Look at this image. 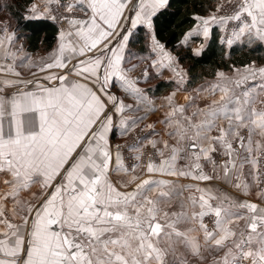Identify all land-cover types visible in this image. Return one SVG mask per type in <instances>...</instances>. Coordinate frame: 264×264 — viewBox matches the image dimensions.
Masks as SVG:
<instances>
[{
    "label": "snow or ice",
    "instance_id": "snow-or-ice-1",
    "mask_svg": "<svg viewBox=\"0 0 264 264\" xmlns=\"http://www.w3.org/2000/svg\"><path fill=\"white\" fill-rule=\"evenodd\" d=\"M227 2L234 5L231 14L198 18L189 35L208 38L211 24L226 30L235 21L229 46L243 39L264 42V0ZM52 3L70 14L61 17L69 28L60 31L51 62L38 65L43 82L22 79L7 49L4 58L13 63L0 65L16 77L3 82L11 91L0 87V181L6 189L0 193V264H264V67L237 69L239 78L232 80L217 73L231 87L201 89L213 99L191 113L195 97L186 105L174 104L175 93L167 97L170 110L162 123L175 144L137 137L125 146L136 153L135 163L126 164L122 146L109 139L113 118L120 117L124 135L143 118L125 119L132 105L110 89L118 80L138 105L148 98L123 67L130 31L117 29L132 4L124 19L132 29L151 30L152 17L168 0H47L45 13ZM115 36L118 47L110 48ZM152 41L161 57L152 66L170 68L183 80L174 58L154 35ZM22 66L33 65L22 59ZM257 77L260 83L245 87ZM146 145L152 155H145ZM213 180L244 195L254 184L259 203L201 183Z\"/></svg>",
    "mask_w": 264,
    "mask_h": 264
},
{
    "label": "crops",
    "instance_id": "crops-1",
    "mask_svg": "<svg viewBox=\"0 0 264 264\" xmlns=\"http://www.w3.org/2000/svg\"><path fill=\"white\" fill-rule=\"evenodd\" d=\"M224 1L225 0H214V9L211 11L210 14L205 15V16H194L195 23L191 26V28H189L184 33V35L181 37V39L179 41V44L182 46H185V47H190L192 52L195 55H198L205 48V46H206V44L210 38L212 29H216L217 32L219 33V36H220L221 31H222V27H221V25L216 24V23H213L209 26L208 38H205L202 34L189 35V33L192 32L197 27V25L199 24L198 18H208V17L212 16L213 14L217 15L216 14L217 7L220 4H222ZM66 2H71V0H61V3H66ZM136 2H137V0H133V3H136ZM46 3H47V0H33L28 6V11L26 14L27 18H29V19H45V20L53 21V19H51L50 17L53 16V11L56 8L61 12L62 16L70 15V14L66 13L63 8L58 7L57 4H55V3L48 5L51 8V12L45 13L44 8H45ZM33 6H35V9H36L35 13L32 11ZM131 7H132V4H129L128 8H131ZM128 8H126L124 11V17H128V16L132 15V13L129 12ZM161 9H163V8H161ZM161 9H159V10H161ZM71 15L79 16L81 14L80 13H73ZM124 17L121 18V24L118 26V29H117V31H119L121 35L126 34L124 30L127 29L130 31V36H131L138 27H144L145 29H147L150 32V39H149L148 50L146 51V53H147L146 55H143V56L139 55V57H138L139 59H137V57H135V60L131 61V63H126V55L128 54L129 41H128L127 47L125 48L124 53H123V55H124L123 67L125 69L129 70L126 72V75L131 80L138 81L136 86L144 92V94L147 96L148 100L145 101L144 103H141L138 105L137 101H135L130 95L123 92V90L120 87V82L118 80L114 82V86L110 89V91L115 93L121 99H123L125 104L132 105V108L129 110H126L125 113L123 114L125 119H128L129 121H131L132 119H136L137 117L143 118L142 120H140L137 123V125L135 127H146V128H148L149 129V136L148 137L150 139L161 140V141L167 140L170 145L175 144V140L171 139L166 134L171 129L166 127L165 124L162 123V121L165 118L166 113L170 110L169 106H168V101L166 98L171 96L173 93H175L173 102L176 105H186V104H188V102L191 98L195 97V101H194L193 105L188 107V109H187L188 113H191V112L196 111L197 107L203 108L205 105L211 103V101L213 99V96H212V94H210L209 91H207V90L201 91V89H208L211 85L217 84V83L228 84V81L218 80L217 73L222 72L225 74L226 77L229 78V80H232V79H238L239 78L237 76V73H236L237 69L241 70V72H242L243 69L248 65H255L257 68L264 67V62L263 63H257L256 61H252V62H250L244 66L233 67L229 70H217L213 77L207 78V79L197 83L196 85L185 89L184 83H185V77L187 74L186 70H184L181 67V65L178 64L176 56L173 55L170 52V50L166 49L163 46L164 51L167 52L168 54H170L174 58L175 66L180 71L181 75L183 76V80H181L180 77H178L177 74L174 71H172L170 68L164 69V67H159L160 65L157 64L155 67H153L154 72L156 74V77L159 79L173 81L175 83V85L172 89L166 91L165 93H163L161 95L151 96L147 90L150 85L146 82L147 79L145 80L144 72H145V70H147L146 67L148 65L147 61H148L149 55H151V58H150L151 65H153V61H159L161 59L160 55L157 52L152 51V48H153L152 36L154 35L153 30L152 29L149 30L145 25H138L135 29H132L130 27V24L124 19ZM152 20H153V17H152ZM68 28H69V25L67 24L66 21H64L63 27L59 28V30H58L56 42H55L54 46L46 52L42 51L41 49L34 51V52L26 50L22 41L17 40L16 34H14V37H13L11 44H9L8 38H6L7 37L6 34L5 35L2 34V36H0V39H3L4 47H0V65H9V64L13 63V60L11 57H9V59H10L9 63H5V61H4L5 49H7L8 51L15 54V61H14L15 71H19L21 73L22 79H31V80L39 79V80H41V82H43V76L45 75V73H41L39 71L38 65H40L43 62H51L50 61V54L53 53V51L55 49H57L58 41H59V33L61 30L67 31ZM152 28H153V23H152ZM12 35H13V32H12ZM130 36H129V38H130ZM186 37H187V39H186ZM119 39H120L119 36H115L114 38H110L111 42L109 43L108 46L110 48L118 47ZM246 40L247 39H243L241 41H236L232 45L237 44V43H242L243 41H246ZM159 44L163 45L160 42H159ZM262 44L264 45V42H262ZM225 45L227 47H230L226 42H225ZM136 55H134V56H136ZM29 57H30V61L28 59ZM22 59L24 61V64L30 63L33 66H31V67L22 66ZM52 71L56 72L58 74H63L65 72H67V69H63V70L53 69ZM136 72H138V73H136ZM33 73H35L36 75L33 76ZM148 73H149V71L147 70V78H148ZM11 79H16V77L12 73L7 72V71H0V87H4L5 92L11 91V89L5 87L3 82L6 80H11ZM69 79H75V77L70 76ZM52 83H55V81H52ZM254 83H257V84L260 83V78L257 77L256 81L249 80L247 82V84L245 85V87H251ZM228 86L231 87V84H228ZM28 87L32 88L33 85H29ZM186 98H188V99H186ZM215 98L216 99L219 98V93L216 94ZM260 99H264V96H261ZM149 102H150V104H149ZM149 108H151V110H149ZM113 119H114V127H113L112 134H110V137H109L110 142L112 144L117 143L116 141H118L120 138L122 139L123 137L127 136V135L122 134V130L119 126L120 117L114 116ZM148 125H154V127L149 128ZM131 131H129L128 134ZM215 134H216L215 132L212 133V135H215ZM114 135H117V139L113 140V139H111V136H114ZM162 146H163L162 144L159 145V147H162ZM128 154H132V157H133V156H135L136 153L129 151ZM126 155L124 154L125 163L129 164V162L126 160V157H127ZM218 159H221V158H218ZM157 162H159V160ZM132 163H135V161L131 162V164ZM184 163L185 162L183 160H180L178 162V165L182 167L184 165ZM204 170H205V172H208L209 166L205 165ZM245 172H247V166L245 167ZM137 174H140L139 169H137ZM156 178L175 181L178 184L196 183V182L192 181L191 179L176 178V177H171V176H164V177L157 176ZM113 179L115 180L116 177H114ZM248 181L250 184L252 183L251 177L248 178ZM201 183L202 184L208 183L211 186H213L214 188L219 189V190L224 191V192H227L228 194H230L233 197L238 198L240 200H251L253 202L259 203V200L255 196V193L258 189H257V186L254 184H252V186L250 188L251 194L250 195H244L243 193L232 188L230 184H225L221 180H213L210 182H201ZM5 190L6 189H5L2 181H0V193L4 192ZM187 195H188V193L185 192L184 196H187ZM181 199H183V197L177 198L174 201L172 207L176 208L177 203H179V201ZM5 204H6V207H8V208L11 207V204L9 202H5ZM207 219L208 218L206 217L205 221Z\"/></svg>",
    "mask_w": 264,
    "mask_h": 264
},
{
    "label": "trees",
    "instance_id": "trees-1",
    "mask_svg": "<svg viewBox=\"0 0 264 264\" xmlns=\"http://www.w3.org/2000/svg\"><path fill=\"white\" fill-rule=\"evenodd\" d=\"M32 1L1 0L0 10L7 13L10 29L14 30L17 40L22 41L26 50L34 52L41 49L46 52L54 46L59 28L54 21L27 18L28 6ZM213 9L214 0H168L167 5L153 16L155 39L170 50L178 64L186 70L185 89L213 77L217 70H229L252 61L264 62L261 42L249 43L246 40L227 47L216 29H212L205 48L198 55L190 47L179 44L184 33L195 23L194 16L208 15ZM149 39L150 32L138 27L129 38V50L144 47L139 53H146ZM146 82L150 85L147 90L151 96L161 95L175 85L173 81L150 75Z\"/></svg>",
    "mask_w": 264,
    "mask_h": 264
},
{
    "label": "rangeland",
    "instance_id": "rangeland-1",
    "mask_svg": "<svg viewBox=\"0 0 264 264\" xmlns=\"http://www.w3.org/2000/svg\"><path fill=\"white\" fill-rule=\"evenodd\" d=\"M0 3H2V2H0ZM10 28H12V27H11V24L8 22L7 13L1 9L0 10V36H2V34L3 35L6 34L7 37L6 36L5 37L8 38L9 36H12V32H13V34H15L14 30H12ZM253 42H261V41L254 40ZM142 50H144V47L143 48H141V47L140 48L139 47L130 48V50L128 49V54L126 55V63H131V61L135 60V57H137V59H139L138 58L139 55L143 56V55L147 54V53L140 54L139 52L142 51ZM134 55H136V56H134ZM150 58H151V55L148 58V61H147L148 65L146 67L147 70L150 72V74L148 73V76L150 75V77L152 76V77L156 78V74L154 72L153 66L150 63ZM4 61H5V63H6V61H8V63H9L10 59L9 58L8 59H4ZM159 67H161V66H159ZM164 69H167V68H164ZM136 73H138V72H136ZM148 136H149V129L148 128H146V127H135L129 134H127V136L123 137L122 139L118 138L119 140L116 141L117 143H115V144H119V145L124 144V154L125 155L127 154L126 155L127 156L126 160L129 162V164H131V162H133L134 160H132V154H128L129 151L127 150V148L125 146L134 143V141L136 140L137 137L143 138V137H148ZM111 139H113V140L117 139V135L111 136ZM143 151L145 152L146 156H149V155L153 154V150L151 149L150 145H146V147L143 149ZM154 159L156 161H158L160 159V157L155 156ZM178 204L179 203H177V205ZM205 223H209V220L207 219L205 221Z\"/></svg>",
    "mask_w": 264,
    "mask_h": 264
},
{
    "label": "built area",
    "instance_id": "built-area-1",
    "mask_svg": "<svg viewBox=\"0 0 264 264\" xmlns=\"http://www.w3.org/2000/svg\"><path fill=\"white\" fill-rule=\"evenodd\" d=\"M221 5H223L221 7V10L219 12H216L217 16L231 14L232 9H233V6H234L233 4H230V3L227 2V0H225L219 6H221ZM53 16H56V18H57V19H55L53 21L57 24L58 28H62L63 27V24H64V20L61 19L62 14H61V12L57 8L54 9ZM236 23H238V22H235V21L230 22L226 30L222 28L220 37H221V40L223 42H225L226 38L231 34V30L235 26ZM6 63H8V61H6ZM121 145L123 146L122 149H124V144H121Z\"/></svg>",
    "mask_w": 264,
    "mask_h": 264
}]
</instances>
